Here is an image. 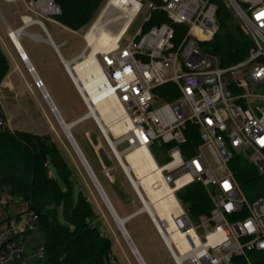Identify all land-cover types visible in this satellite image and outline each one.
Instances as JSON below:
<instances>
[{"label":"built area","instance_id":"1","mask_svg":"<svg viewBox=\"0 0 264 264\" xmlns=\"http://www.w3.org/2000/svg\"><path fill=\"white\" fill-rule=\"evenodd\" d=\"M137 1L140 8L131 24L145 8L146 0ZM224 2L251 41L245 57L228 66H222L207 48L219 32L218 6L212 0H148L145 22L155 10L164 12L168 22L146 31L142 25L121 46L128 29L115 48L92 59L86 45L77 57L63 61L86 107L77 122L97 124L143 205L135 214L149 216L175 264H231L234 256L253 264L248 254L264 252V195L248 196L232 169L235 158L243 156L264 178V0ZM29 4L34 16L22 17L23 28L38 25L48 34L42 18L53 20L61 14L60 6L56 0H30ZM31 37L43 39L37 33ZM37 82L44 88L41 79ZM166 84L176 87V99L167 101L157 92ZM108 100L116 101L123 111L113 122L125 123L119 134L110 127L105 133V122L94 110ZM195 132L200 144L187 156L182 145ZM140 148L149 150L169 188L170 221L146 207L145 200L154 204L148 191L134 169L132 178L124 169L123 163L131 165L127 154ZM112 171L106 169L107 174ZM195 182L204 186L212 203L210 214L197 218L179 197ZM158 184L153 188L158 189ZM8 202L6 197L0 200L5 206ZM39 227L38 216L27 206L0 224V264H35L44 259L43 243L28 244V237ZM173 234L182 237L184 251Z\"/></svg>","mask_w":264,"mask_h":264},{"label":"trees","instance_id":"2","mask_svg":"<svg viewBox=\"0 0 264 264\" xmlns=\"http://www.w3.org/2000/svg\"><path fill=\"white\" fill-rule=\"evenodd\" d=\"M218 6L219 32L207 48L217 55L222 66H228L243 59L251 46L249 37L243 32L224 0H212ZM61 14L55 17L68 29L78 31L96 15L103 0H56ZM168 22L164 12L155 10L149 21L143 24V31L152 26ZM10 72V63L0 44V85ZM167 90H172L167 93ZM162 98L172 101L178 92L172 84L157 89ZM0 116L4 118L0 107ZM200 144L197 132L188 134V141L182 145L185 155L195 153ZM54 170L67 182L63 186L51 171ZM232 169L242 189L250 197L264 195V178L243 156L235 158ZM72 172L59 148L45 136L17 130L14 133L0 128V191L4 187L12 197L25 202L39 220L45 234L44 259L35 264H113L112 239L103 233L95 220L96 210L82 191L78 199L69 181ZM193 218L208 215L212 203L208 192L200 182H195L179 193ZM62 212L65 223L59 221ZM10 215L7 219L11 218ZM6 219V220H7ZM5 220L1 221L2 224ZM253 264H264V252H250ZM231 264H247L242 256H234Z\"/></svg>","mask_w":264,"mask_h":264},{"label":"rangeland","instance_id":"3","mask_svg":"<svg viewBox=\"0 0 264 264\" xmlns=\"http://www.w3.org/2000/svg\"><path fill=\"white\" fill-rule=\"evenodd\" d=\"M108 1L109 0H103L94 18L85 27L75 32L60 26L55 18H53V20H44L48 31L57 44L60 45L62 42L66 41L67 44L65 46L60 45V53L65 60L72 59L86 48V34L97 20ZM147 3L148 0L144 2L145 8L143 11L139 13L131 24L121 46H125L133 39L136 32L142 27L148 11ZM103 21V28L106 31L115 33L121 29L125 19L122 10L115 6L108 11ZM29 32L41 33L43 36H46V33L38 25L29 28ZM33 42L34 41L28 36H23V44L26 48L30 45L41 47L45 45L43 43L36 45ZM10 62L9 60V63ZM21 72L20 78L23 81V85L20 87L13 86L11 88L10 82L4 85L2 82L0 85V107L4 114V118L0 116V128L8 129L12 133L17 130L35 133L45 136L50 143H54L71 168L72 175L69 181L73 183L72 190L75 200L78 199L79 191L86 194L96 210L97 217L95 220L99 226H101V229L107 235L113 236V240H116V234L124 245L129 259L124 255L122 264H139L137 257L124 237L112 211L109 210L107 204L101 198L97 187L82 163L78 151L71 143L66 132H64L65 130L61 127L53 109L44 95V89L38 85V78L35 77L32 71L26 66H24V73ZM34 72L35 74L40 73V71L36 69H34ZM52 73L55 76V84L58 83L57 86L60 88L61 93H59L58 97L53 87L46 83L51 100L65 122L70 123L71 120L77 118L74 121L75 123L86 113V107L79 94L75 93L61 62L52 70ZM5 78H7V76ZM42 81L43 83L46 82L45 79ZM72 135L97 179L101 183L117 215L121 219L129 218L125 223L126 230L145 263L175 264L149 216L143 213L132 217L134 213L143 208V205L137 197L127 175L117 162L114 153L110 149L97 124L93 120L80 121L73 126ZM126 146V144L119 145L118 149L123 150ZM160 163L163 164L164 161H160ZM109 167L112 168L113 171L107 174L106 169ZM51 171L63 186L68 187L67 182L54 170L53 166H51ZM5 197L9 202L7 206L0 204V222L6 220L10 215L18 214L27 206L25 202L12 197L8 187H4L0 191V200ZM59 221L62 224L65 223L61 211H59ZM44 240V231L39 227L28 237V244L30 246H38L44 243ZM114 243L117 248V243Z\"/></svg>","mask_w":264,"mask_h":264},{"label":"bare ground","instance_id":"4","mask_svg":"<svg viewBox=\"0 0 264 264\" xmlns=\"http://www.w3.org/2000/svg\"><path fill=\"white\" fill-rule=\"evenodd\" d=\"M117 6L120 10H122L125 22L121 29L115 33H111L109 31H106L103 28L102 23L104 22V18L107 15L108 11ZM140 8V4L137 0H109L101 13L99 14L97 20L93 23L90 30L86 34V40H87V46L91 48V54L88 57L89 59H92L95 57L96 53L98 52H106L110 49H113L117 46L120 39L123 37V35L127 32V30L130 27V24L133 20V17L137 10ZM106 26V25H105ZM108 30V29H107ZM9 31V30H8ZM9 36L13 38V41L17 45V47L22 48L19 43V36L22 34H25L26 31L24 29H21L18 32L10 30ZM40 39L41 37L38 36ZM49 43H52V40H47ZM23 54V52H22ZM21 54V56H22ZM24 55V54H23ZM23 58V56H22ZM23 60H25L23 58ZM26 61V60H25ZM29 70L32 71V67L29 66ZM76 71L78 72L79 76L83 78V74L80 72L79 67L76 68ZM33 75H35V72L32 71ZM45 95V94H44ZM49 100V98L47 99ZM49 102V101H48ZM61 125V127L65 130H70L72 133V126L74 124H68L66 122H63L61 118L58 116V110L55 109V106L52 105L51 107ZM94 110L96 111L97 115L101 116V119L105 123L102 124V128L105 131V133H108L109 129L107 127H110L115 133H121L126 129L125 123L119 122L115 125H113V122H115L117 119H120V116L122 115L123 111L121 110L120 105L114 101V100H108L104 101L101 104H98ZM66 124L68 125V129H66ZM69 134V133H68ZM71 138V137H70ZM72 142L73 139L71 138ZM113 147H115V143L112 142ZM74 147L77 149V146L73 142ZM117 155L119 158H121V153L117 152ZM127 159L129 161V164L126 165V163H123L124 169L127 171V174L130 175V178H132L131 169H134L136 174L138 175L139 179L141 180L140 183L145 187V189L148 191L153 205L149 204V202H146V207L153 212V208L157 211V214L159 215L161 220H169L171 219V212L173 211V207L171 205V196L169 194V188L164 183L162 172L160 170V167L157 166L154 158L150 154L149 150L146 148H140L133 152H130L127 154ZM129 177V176H128ZM154 183H159L158 185H161L158 189L153 188ZM139 183L135 182V185L137 186ZM98 189V188H97ZM98 192L101 195V198L103 201L107 204L109 210L111 211L109 204L107 203L105 197L101 193V190H98ZM115 218V217H114ZM156 218L159 220V218L156 216ZM119 225V224H118ZM120 227V226H119ZM122 233L124 232V229L120 227ZM124 235V233H123ZM125 237V235H124ZM126 238V237H125ZM172 239L179 242V244H182V251L186 249V246L183 244L182 237L179 234H173ZM127 240V239H126ZM128 241V240H127ZM129 244V243H128ZM131 247V246H130ZM132 249V248H131ZM134 249H132L133 251ZM134 253V252H133ZM135 256L137 254L135 253ZM139 264L140 261L137 258Z\"/></svg>","mask_w":264,"mask_h":264},{"label":"crops","instance_id":"5","mask_svg":"<svg viewBox=\"0 0 264 264\" xmlns=\"http://www.w3.org/2000/svg\"><path fill=\"white\" fill-rule=\"evenodd\" d=\"M29 3H30V0H0V44H1L4 52L7 54L9 60L11 61L10 62L11 70L8 73L7 78L4 79L3 85L7 84L8 82H10L11 88L13 86L14 87L15 86L20 87L21 85H23V81L20 78V72L22 71L21 73H24V66H26L29 69V64H31V66L34 69L40 71V73L35 74V77H38L42 80L45 79V81H46V82H44V88H43L44 91L46 90V92L48 93L47 85H46V83H48L53 87L55 93H57L56 95L59 97V93H61V90L57 86L58 83L55 84V76L53 75L52 70L55 69L60 62L63 64V68H64V62L63 61L65 60V58L60 53V45L65 46L67 44L66 41L62 42L60 45L57 44L49 31H48V34H46V36H43L41 33H37V34H40L43 37V39L42 40H35L33 37H31V35L36 34V33L29 32V28H27V31H26V28H24L26 33L19 36V43H20V46L23 48L25 54L27 55V58L29 60V63H28L25 60H23V58L21 56V52L17 49V47L15 46L14 42L12 41V39L10 38L9 33H8L10 30L18 32L24 27V22L22 20L23 16H27V15L28 16H34V14L31 11V7H30ZM42 20L44 22V20H46V18H42ZM58 24L60 26H63L59 22H58ZM43 26H44V24H43ZM63 27L68 29L65 26H63ZM68 30H71V29H68ZM72 31H74V30H72ZM48 35L53 40L54 44L49 43L47 41ZM23 36H28L29 38H31L34 41L33 43L36 45H39L41 43H43L45 45H44V47L30 45L26 48L25 45L23 44ZM78 55H79V53L76 56H74L72 59H74ZM72 59H70V60H72ZM70 60H65V61H70ZM64 70H65V68H64ZM65 73H66V71H65ZM68 78H69V76H68ZM69 80H70V78H69ZM70 82H71V80H70ZM71 84H72V82H71ZM72 86L75 90V93L78 94V92L76 91L73 84H72ZM72 94H73V90H72ZM50 98H51V96H50ZM75 119H77V118H75ZM75 119L71 120L70 123H68V124H74L75 125V123H74ZM126 165H127V163H126ZM100 228H101V226H100ZM103 233L106 234L104 231H103ZM107 236H109L111 239L113 237V236L111 237V235H107ZM115 237H116V240L112 239V244H113L112 245V249H113L112 262L114 264H122V262L124 260V255L127 259H129V256L125 250L124 245L122 244L121 240L119 239V237L116 236V234H115ZM114 242L117 243V246H118L117 248H116Z\"/></svg>","mask_w":264,"mask_h":264},{"label":"water","instance_id":"6","mask_svg":"<svg viewBox=\"0 0 264 264\" xmlns=\"http://www.w3.org/2000/svg\"><path fill=\"white\" fill-rule=\"evenodd\" d=\"M22 29H24V28H22ZM47 39L49 40V39H51V37L48 35V38H47ZM51 40H52V39H51ZM12 41H13V38H12ZM13 42H14V41H13ZM52 43L54 44L53 40H52ZM14 44H15V42H14ZM15 46L17 47L16 44H15ZM17 49L21 52V54H22V52H23V54H24V55L22 54L23 58L26 60V62L29 63V60H28L27 55L25 54L23 48H19V47H17ZM29 66H31V64H29ZM31 67H32V66H31ZM32 71H34L33 67H32ZM37 78H38V77H37ZM45 97H46L47 99L49 98L48 101H49V104H50L51 107H52V105L55 106V104H54L53 101L51 100V98H50L49 94L46 92V90H45ZM55 109L57 110V107H56V106H55ZM58 116H59V118L62 119L63 122H65V121L63 120V117L61 116V114H60L59 112H58ZM77 123H79V122H75V125H76ZM75 125H74V126H75ZM72 127H73V126H72ZM66 129H68V125H67V124H66ZM68 133H69V134H68ZM66 134H67L68 138L70 139L71 143L73 144V142H74L75 145L77 146V149H76V148H75V149L78 151V154H79V157H80L82 163H83L84 166L86 167V169H87V171H88V173H89V175H90V177H91L93 183L95 184V186L98 188V190H101V193L103 194V196L105 197L107 203L109 204V207H110V209H111V211H112V214H113V216L115 217L116 221L118 222L119 226H120L122 229H124V232H123V233H124L126 239L128 240V243H129V245L131 246V248L134 249V250H133L134 254H135V253L137 254L136 257L139 259V261H140L141 264H146L145 261L143 260L142 256H141V254L139 253V251H138V249H137L135 243L133 242L132 238L130 237L129 233H128L127 230H126L125 223H126V221H127L129 218H127V219H121V218L117 215V213H116V211H115V209H114L112 203L110 202L108 196L106 195V193H105V191H104V189H103L101 183H100L99 180L97 179V177H96L94 171L92 170L91 166L89 165V163L87 162L86 158L84 157V155H83V153H82V151H81L79 145H78L77 142L75 141V139H74V137H73V135H72V133L70 132L69 129L66 130ZM70 137L73 139V142H72V140H71ZM73 146H74V144H73ZM135 215H136V214L134 213V214L132 215V217L135 216Z\"/></svg>","mask_w":264,"mask_h":264}]
</instances>
